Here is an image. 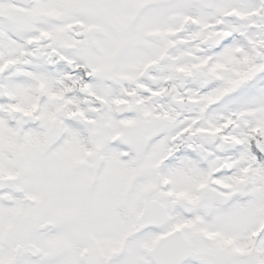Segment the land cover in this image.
<instances>
[{
  "label": "snow or ice",
  "instance_id": "obj_1",
  "mask_svg": "<svg viewBox=\"0 0 264 264\" xmlns=\"http://www.w3.org/2000/svg\"><path fill=\"white\" fill-rule=\"evenodd\" d=\"M0 264H264V0H0Z\"/></svg>",
  "mask_w": 264,
  "mask_h": 264
}]
</instances>
